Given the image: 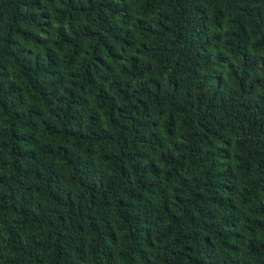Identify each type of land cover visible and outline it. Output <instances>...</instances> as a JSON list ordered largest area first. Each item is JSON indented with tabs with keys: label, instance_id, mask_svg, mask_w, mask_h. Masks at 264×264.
Segmentation results:
<instances>
[{
	"label": "trees",
	"instance_id": "1",
	"mask_svg": "<svg viewBox=\"0 0 264 264\" xmlns=\"http://www.w3.org/2000/svg\"><path fill=\"white\" fill-rule=\"evenodd\" d=\"M0 264H264V0H0Z\"/></svg>",
	"mask_w": 264,
	"mask_h": 264
}]
</instances>
